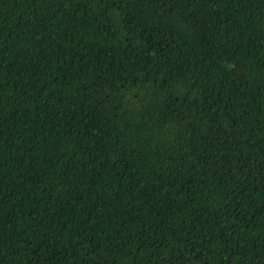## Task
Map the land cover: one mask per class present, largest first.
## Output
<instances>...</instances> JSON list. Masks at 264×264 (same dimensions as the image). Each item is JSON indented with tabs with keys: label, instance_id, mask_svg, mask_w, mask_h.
Wrapping results in <instances>:
<instances>
[{
	"label": "trees",
	"instance_id": "1",
	"mask_svg": "<svg viewBox=\"0 0 264 264\" xmlns=\"http://www.w3.org/2000/svg\"><path fill=\"white\" fill-rule=\"evenodd\" d=\"M0 264H264V0H0Z\"/></svg>",
	"mask_w": 264,
	"mask_h": 264
}]
</instances>
